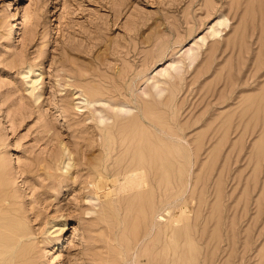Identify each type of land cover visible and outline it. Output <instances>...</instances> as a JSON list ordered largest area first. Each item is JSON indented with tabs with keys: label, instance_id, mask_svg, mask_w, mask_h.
Here are the masks:
<instances>
[{
	"label": "rangeland",
	"instance_id": "1",
	"mask_svg": "<svg viewBox=\"0 0 264 264\" xmlns=\"http://www.w3.org/2000/svg\"><path fill=\"white\" fill-rule=\"evenodd\" d=\"M0 166L14 264H264V0H0Z\"/></svg>",
	"mask_w": 264,
	"mask_h": 264
},
{
	"label": "bare ground",
	"instance_id": "2",
	"mask_svg": "<svg viewBox=\"0 0 264 264\" xmlns=\"http://www.w3.org/2000/svg\"><path fill=\"white\" fill-rule=\"evenodd\" d=\"M225 23L228 26V20H225ZM220 32L221 31L218 30V31L215 32V34L219 35ZM193 48L194 47L190 46L185 51V58L190 60V64H193L196 61V59L198 58V56H200L199 55L200 53L199 52L195 53ZM171 66H172V64H171ZM171 66H168V67L164 68L163 70L158 71L157 73L166 74L167 71L169 70V67H171ZM175 70L177 71V73L179 75L182 74L181 73L182 72L181 67H175ZM30 71H31V69H30ZM172 77H175V76H172ZM82 89H83V93H81V94L85 93V95H87L85 100H87L89 104H97V103L101 102V100H103L102 97H105V96L108 95V98L110 99V104L107 105L109 113L107 115H100L99 119H100V121L105 122L106 120L112 118L113 122L107 123L105 126H115L116 123H117L116 121L118 120V118H120V117L128 118L133 113L132 106L129 103H127V102L121 103L118 108L115 107V103H117V102H115L114 95L108 94V93H110V91H109L110 89L105 90V89H102L99 86H90V87H86V88L84 87ZM98 109L99 108L97 106L94 107V110H98ZM122 125L125 126L124 123ZM102 141H103V145L102 146L105 147V148L107 147L109 149L120 150V149L129 147V145L124 142V140L120 141L116 136H115V142H112V140L109 141L108 135H107V139H104ZM153 142H155V141H153ZM0 168H1V166H0ZM138 170H139V172H137ZM0 171L3 172V173H6L8 175L10 170L9 169H5V168L4 169L1 168ZM123 173H124L125 176H127V181H128V183L123 186L124 189H127L129 191V190H133V189H135L137 187H140V186H142V187L145 186V184H146V180H145L146 171H145V168H143V167L132 168V167L128 166V167H126L124 169V172H117V173H115V175H120V174H123ZM102 182L103 181L93 183V186L95 187L97 193H99V189L101 187V184H103ZM109 194H110V191H108L106 193V195H109ZM100 196H99V198H100ZM10 197L7 196L6 194H0V211H3L5 209L9 208L8 205L10 203ZM13 201H14V199H13ZM140 209H142V208H140ZM5 220L6 221L3 222V223L0 222V227L3 229V232H0V264H14L16 259H17V255H18L15 248L19 244L23 243V240H25L26 238L28 240V236L29 235L22 229L21 226H19L20 224H17L14 220H12L10 218H7ZM64 224L61 222V223L57 224L58 226L55 225L56 226L55 231L56 232H61L64 229ZM55 231H53V232H55ZM27 240H26V242H27ZM27 243H29V242H27Z\"/></svg>",
	"mask_w": 264,
	"mask_h": 264
}]
</instances>
